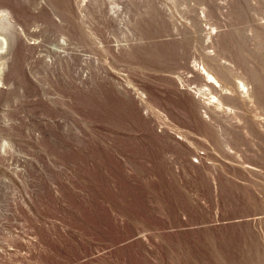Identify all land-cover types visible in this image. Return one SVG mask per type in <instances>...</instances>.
<instances>
[{
    "label": "rangeland",
    "instance_id": "rangeland-1",
    "mask_svg": "<svg viewBox=\"0 0 264 264\" xmlns=\"http://www.w3.org/2000/svg\"><path fill=\"white\" fill-rule=\"evenodd\" d=\"M5 9L0 264H264V0Z\"/></svg>",
    "mask_w": 264,
    "mask_h": 264
},
{
    "label": "bare ground",
    "instance_id": "bare-ground-1",
    "mask_svg": "<svg viewBox=\"0 0 264 264\" xmlns=\"http://www.w3.org/2000/svg\"><path fill=\"white\" fill-rule=\"evenodd\" d=\"M53 9H55V8H53ZM9 15H10V13L9 12L7 13V9L0 11V93H3L5 91L4 86H5L6 82H8L10 79H13V77L11 75L13 73L17 72L16 71V64L19 63V58L21 60V57L19 55L24 54V52L27 51L24 47L29 48L28 49L29 51L33 50V48L35 46H38V44L36 45L37 42L33 43V41L34 42L39 41V40L32 39V38H35L37 32L33 33V34L29 33V35H34L33 37L31 36V39L33 41L30 39V41H32V44H29V45L25 44L26 42L25 41L23 42L24 39H22L23 38L21 35V34H23L22 32H20L21 34H18L13 29H11V30L9 29V27H11V25H10V17L11 16H9ZM29 35L27 34V36H29ZM22 42L25 44V45L23 44V49H21ZM29 43H31V42H29ZM28 46H30V47H28ZM20 49H21V51H20ZM22 50H26V51H24L22 53ZM34 52H35V50H34ZM31 53H33V52L31 51ZM205 70L207 73L206 75H208V77L210 79V83L215 82V83L220 84L219 78L212 71H209V69H206V68H205ZM19 75H15V76L17 77ZM16 79H18V78H16Z\"/></svg>",
    "mask_w": 264,
    "mask_h": 264
}]
</instances>
